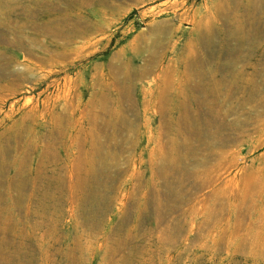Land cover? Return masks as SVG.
I'll use <instances>...</instances> for the list:
<instances>
[{
  "label": "rangeland",
  "instance_id": "1",
  "mask_svg": "<svg viewBox=\"0 0 264 264\" xmlns=\"http://www.w3.org/2000/svg\"><path fill=\"white\" fill-rule=\"evenodd\" d=\"M263 49L264 0H0V264H264Z\"/></svg>",
  "mask_w": 264,
  "mask_h": 264
},
{
  "label": "bare ground",
  "instance_id": "2",
  "mask_svg": "<svg viewBox=\"0 0 264 264\" xmlns=\"http://www.w3.org/2000/svg\"><path fill=\"white\" fill-rule=\"evenodd\" d=\"M33 2H35V1H33ZM226 2V1H225ZM259 2H260V0H247V3L249 4V5H251L253 8H255V10H257V7L259 6ZM228 4V3H227ZM241 13V12H240ZM31 14V13H30ZM262 14V13H261ZM263 15V14H262ZM235 16V15H234ZM236 17V16H235ZM239 17V16H238ZM241 18V17H240ZM239 20V19H238ZM231 21V20H230ZM239 23V22H238ZM168 24V23H167ZM241 24V23H240ZM211 25V24H210ZM202 27V26H201ZM169 30V29H168ZM207 30V29H206ZM237 30V29H236ZM235 30V31H236ZM237 32V31H236ZM56 33V32H55ZM198 33V32H197ZM210 33V32H209ZM208 35V34H207ZM190 40V39H189ZM256 42V41H255ZM252 48V47H251ZM187 50V49H186ZM264 50V49H263ZM254 51V50H253ZM260 55H261V53H260ZM192 56V55H191ZM192 58V57H191ZM190 58V59H191ZM193 60V59H192ZM195 61V60H194ZM191 65V64H190ZM187 66V65H186ZM141 67V66H140ZM190 68V67H189ZM142 69V68H141ZM25 70V69H24ZM144 71V70H143ZM196 73V72H195ZM194 75V74H193ZM19 78V77H18ZM197 78H200V80H201V77L200 76H197ZM192 81V80H191ZM197 81V80H196ZM206 82V81H205ZM196 83V82H195ZM203 83H202V81H201V83L199 84H197L196 83V86H194V88L196 89V88H198V89H201L200 88V86L202 85ZM12 92V91H11ZM202 98V97H201ZM123 99V98H122ZM183 102V101H182ZM213 114V113H212ZM122 120V119H121ZM98 127V126H97ZM180 127V126H179ZM192 129V128H191ZM179 133V132H178ZM15 187V186H14ZM5 233V232H4Z\"/></svg>",
  "mask_w": 264,
  "mask_h": 264
}]
</instances>
